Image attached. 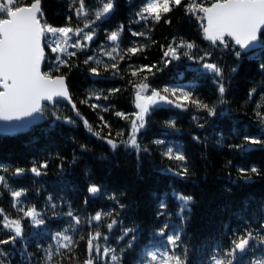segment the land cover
<instances>
[{"label":"trees","instance_id":"16d2710c","mask_svg":"<svg viewBox=\"0 0 264 264\" xmlns=\"http://www.w3.org/2000/svg\"><path fill=\"white\" fill-rule=\"evenodd\" d=\"M31 2L32 0H17V5L23 6ZM102 2L103 0H86L91 16L77 20L72 8L77 5L78 0H41L43 22L54 27L69 23L74 28L83 27L90 18L94 19V12ZM142 2L143 0H115L113 13L105 21L99 22L96 42L91 45L92 51L78 53L79 58H74L78 67L68 74V83L80 115L77 116L68 104L60 102L57 105L59 114L71 117L73 124L56 121L48 116L42 124L26 133L0 136V165L9 170L8 173L0 170V174L8 176L11 190H26V195L21 198L25 206H34L45 220L39 226L29 219L22 220L23 239H17L15 246H3L7 255L0 256L2 264H47L46 250L50 244L54 246L52 234L70 226L76 227L66 216L69 207L82 220L79 228L70 233L77 244L72 252L62 250L65 252L64 256H54L55 264H84L87 259V235L97 230L107 234L109 239L106 243L116 249L118 261L113 262L109 257L108 264H141L149 250L165 247L166 238L157 233L166 220L172 230L182 227L183 243L188 249V264H203L218 244L228 246L233 232L243 231L247 224L255 226L264 218V149L257 146L258 150L241 154L231 147L242 143L238 136L264 134V123L255 114L258 110L264 112V71L259 67L264 64V47L254 53H244L237 60L229 51L214 49L210 42L205 41L195 19L186 16L183 9H175L169 14L171 24H151L149 31L142 24L133 22L134 14ZM207 2L210 4L213 0ZM69 16H72L71 22L67 20ZM121 24L125 29L115 44L102 41L107 32L118 29ZM129 28L147 35L133 37ZM173 37L195 42L200 55L204 51L212 52L210 62H218L225 69L226 75L228 69L239 66V72L229 81L230 92L227 99L231 118L218 120L201 129L191 120L194 110L157 111L148 122L147 132L141 136L142 147H147L149 151L142 153L139 161L132 150L125 151L121 148L113 153L106 143L86 131L81 117L93 126L94 131L102 129L101 115L112 125L114 132L129 128V122L116 117L113 112L136 111L132 84L139 83L143 75H147L143 73L133 77L129 65H156L153 69L155 75L149 77V83L157 89L164 86L191 89L205 100L214 99L211 76L206 75L194 61L185 57L167 65L163 63V49ZM133 41L137 42V46L146 47L138 55H129L119 61L122 76L114 78L113 70H104L105 63L114 61L99 51L100 43H105L106 50L116 47L117 53L113 55L118 59V54H123L127 48L134 46ZM184 51H189L191 55L197 49ZM87 55H95L100 61V64L92 63L91 66L97 67L101 76L91 75L89 65L82 63ZM43 70H47L46 64ZM112 88H119L121 92L111 96L109 100L93 98L89 103H81L90 93L102 91V95H107ZM253 88L257 92L249 100L247 94ZM91 103L113 105L114 108L101 112L90 107ZM169 118L176 120L179 131H168V143L183 149L193 172L187 181L177 180L160 171L174 162L162 157L160 148L151 143L153 138L166 131L163 122ZM106 131L105 129L104 132ZM193 134L204 138L206 143L197 144L192 139ZM81 144L87 145L90 151H82ZM43 161H47L49 166L46 174L39 178L26 174L17 179L10 174L17 167L30 168L34 163ZM228 161L232 162L231 167L228 166ZM252 165L257 166L261 174L253 176L252 182L248 183L239 178L237 168H250ZM93 183L102 189L95 196L87 192L88 185ZM173 192L193 198L190 212L186 213L187 219L183 224L177 215L179 203ZM105 193L115 194L120 203L125 205L123 210L118 209V219L122 223L111 232L107 231V224L113 219L111 216H105L99 224L88 226V219L96 211L106 212L117 207ZM49 196L52 198L51 203L48 201ZM85 198L88 200L87 204L84 203ZM161 200L166 202L167 212L171 215L157 218V206ZM53 203L55 208L52 207ZM0 209L9 218H19L22 215L12 207L10 190L2 186ZM133 227V233L123 240L119 239L123 234L122 228ZM8 235L9 232L0 227V239L7 238ZM81 236L85 239L81 240ZM103 243L105 242L101 241ZM262 256L264 246L257 245L241 256L240 262L248 264L251 259ZM98 264H103V261Z\"/></svg>","mask_w":264,"mask_h":264},{"label":"snow or ice","instance_id":"6c2138e0","mask_svg":"<svg viewBox=\"0 0 264 264\" xmlns=\"http://www.w3.org/2000/svg\"><path fill=\"white\" fill-rule=\"evenodd\" d=\"M71 7V6H70ZM115 9V0H103L102 4L95 10L94 19L90 18L83 24V27H72L70 23L66 26L53 27L43 22V12L41 0H32L23 6L17 5V0H0V135L12 134L20 130L27 129L38 119H45L48 116L56 121L66 124H73L74 121L69 116H62L57 110V105L61 101H67L71 109L77 116L80 115L77 105L73 102V97L68 83V74L72 69L78 67L75 59L78 53L92 51L91 45L96 42L99 22L108 18ZM175 9H183L184 14L195 19L197 26L201 29L203 39L210 42L214 49L229 51L237 60L242 58L246 51L253 49L258 43H264V0H213L210 4L207 0H143L139 10L134 14V23L142 24L151 31V24H171L169 16ZM77 20L81 17H90L91 13L86 7V0H78L77 5L72 8ZM71 22L72 16L67 17ZM125 26L119 25L118 29L107 32L102 41L108 44H115L124 32ZM133 37H146L147 33L137 32L129 28ZM59 37V38H57ZM152 43H155L152 41ZM132 47L126 49L123 54L117 56L116 47L106 50L105 43H100L99 51L106 55L113 63H105L104 70H113L112 75L122 76L118 67L119 61L126 56H136L144 50L146 45H138L133 41ZM69 48L74 51H69ZM193 50L191 55L189 51ZM51 53V56L46 54ZM199 49L195 42H187L182 38L173 37L163 49V63L167 65L171 61H179L187 58L194 61L206 75H210L214 85L215 97L205 100L191 89L173 88L164 86L155 88L149 83V77L154 76L153 69L156 65H129L131 75L137 77L139 74L143 78L139 83H133L134 107L136 111L125 113L114 111L113 114L129 122L127 130L120 129L113 131L112 125L100 116L102 124L101 131H94L93 126L87 120H83L86 131L97 139L108 145L115 153L121 148L125 151H134L139 161L142 153H147L149 149L142 147L141 136L147 132L148 122L153 113L163 110L176 109L181 112H193L192 122L198 128H205L209 124H215L218 120L231 118V109L228 107V95L230 92V79L239 72V66L225 69L218 62H210L212 52L204 51L198 54ZM84 65H89L88 71L91 75L99 77L102 75L97 67L91 64H100L95 55H87L83 59ZM47 65V70H43V65ZM264 71V64L259 65ZM157 71L159 69H156ZM132 83V81H129ZM121 92L119 88L108 90L107 95L101 92L90 93L81 101L89 103L91 99L109 100L111 96ZM257 89L253 88L248 92V99L251 100ZM51 106V107H50ZM90 107L101 112L113 110V105H103L91 103ZM260 105H257V109ZM206 114V115H205ZM256 117L264 123V112L256 111ZM166 130L159 137L153 138L152 144L160 148L162 157L174 162L166 169H161L165 174H169L180 181H187L193 175L188 157L183 149L177 145L169 144L167 140L168 131H179L176 127V120L169 118L163 122ZM107 130L104 132V130ZM103 132V134H102ZM238 135V134H237ZM242 143L232 145L237 152L243 154L258 150L257 146L264 149V134L250 136H238ZM192 139L197 144L206 143L205 139L193 134ZM82 151H90L87 145L81 144ZM75 161V157L73 158ZM232 162L228 161L231 167ZM49 164L47 161L33 164L30 168L17 167L10 174L13 178H21L26 174H31L39 178L46 174ZM3 173L9 170L0 165ZM237 173L240 179L251 183L253 176H259L260 170L252 165L250 168L238 167ZM0 186L10 190L13 209L18 210L22 215L19 218H9L0 209V227L7 230V238L0 239V256H5L3 246H15L17 239H23L22 220L29 219L36 226L45 223L41 213L33 206L26 207L21 199L26 195V190H11L8 176L0 174ZM102 189L96 184H90L87 192L91 196L101 193ZM108 199L112 200L117 207L109 211L98 210L88 219V226L99 224L105 216H111V223L107 224V231L111 232L116 226L122 223L118 219L120 212L125 205L120 203L115 194L105 193ZM175 200L179 203L177 215L181 224L187 219L186 213L190 212V204L193 202L191 196L183 193L173 192ZM51 203V196L48 197ZM84 203L88 200L85 198ZM52 207L56 205L53 203ZM157 218L170 216L167 212V204L161 200L158 204ZM66 216L70 219L71 226L64 231H58L51 236L54 242L46 250L47 264H55L54 256H64L65 252H72L77 241L70 234L79 228L82 223L81 218L69 207ZM123 240L135 231V228H122ZM182 227L172 230V226L167 222L163 223L158 230V235L166 238V245L163 249L149 250L141 261V264H188V249L184 246L182 239ZM170 233V234H169ZM135 237H133L134 239ZM81 240L85 237L81 236ZM109 236L97 230L89 232L86 238L87 259L84 264H108V258L117 262L116 249L109 246L106 241ZM101 241L105 243L101 244ZM257 245L264 246V218L255 225L247 224L243 231L233 232L229 238L228 246L218 244L207 256L203 264H241L240 257L249 252ZM130 246V244H129ZM123 251V249H121ZM2 264V261H0ZM248 264H264V256L251 259Z\"/></svg>","mask_w":264,"mask_h":264},{"label":"water","instance_id":"95a60500","mask_svg":"<svg viewBox=\"0 0 264 264\" xmlns=\"http://www.w3.org/2000/svg\"><path fill=\"white\" fill-rule=\"evenodd\" d=\"M262 47V45L260 43H258L253 49L249 50V51H246L245 53H250V52H253V51H256L258 49H260ZM44 66V65H43ZM61 103H65V104H68L67 101H61ZM69 105V104H68ZM70 106V105H69ZM71 107V106H70ZM44 121V119H38L35 123L31 124L27 129H24V130H20L16 133H12V134H2L0 136H14V135H18V134H22V133H26L28 132L31 128L33 127H36L40 124H42Z\"/></svg>","mask_w":264,"mask_h":264},{"label":"built area","instance_id":"2783aa9c","mask_svg":"<svg viewBox=\"0 0 264 264\" xmlns=\"http://www.w3.org/2000/svg\"><path fill=\"white\" fill-rule=\"evenodd\" d=\"M57 38H59V37H57Z\"/></svg>","mask_w":264,"mask_h":264}]
</instances>
